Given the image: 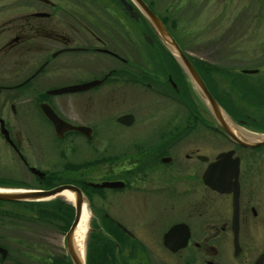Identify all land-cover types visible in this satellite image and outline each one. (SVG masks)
<instances>
[{"label": "flooded vegetation", "instance_id": "flooded-vegetation-1", "mask_svg": "<svg viewBox=\"0 0 264 264\" xmlns=\"http://www.w3.org/2000/svg\"><path fill=\"white\" fill-rule=\"evenodd\" d=\"M34 1L55 8L52 0ZM142 1L157 15L184 52L168 25L167 16L154 9L155 3L152 0ZM60 4L62 7L76 6L75 14H64L60 20H54L52 13L36 11L24 15L17 23L18 31L3 48L33 50L48 43L53 49L49 50V57L21 81H26L23 85L19 86V82L12 86H0L2 89L25 87L41 72L49 70L48 77L66 75L67 79L58 83L57 87L45 90L42 98L38 99V105L45 102L53 109L54 106L46 99L56 94H49L48 90L97 81L90 87L63 94L77 95L79 101L94 104L99 99L114 102L117 95L131 97V93L150 89L161 97L167 95V99L173 102L172 107L176 108L162 117L163 131L157 132L156 137L150 134V137H145L140 142L135 140L134 144L125 137H128V130L134 124L135 115L130 112L121 113L114 118L116 131L119 130L120 133L111 132L110 142L113 150L122 153L117 155L114 152V157L101 161L99 157L95 159L91 156L92 161L84 165L88 170L85 174L79 173V162L68 159L63 164L61 176L64 181L61 184H71L79 189L83 197L82 210L88 215L87 231L81 246L84 264H254L264 252V145L248 147L238 144L217 126L209 107L193 87L187 73L164 46L133 0H62ZM36 13L47 15L36 16ZM132 23L151 49L147 48L146 51L152 60H156L152 71L160 75L159 80L148 79V72L133 73L130 57L122 49L110 45L115 44V33L121 38L126 37L131 44ZM110 34L113 36H109ZM58 58L62 60L56 63ZM187 58L211 96L240 133L246 137L264 135V114L260 113L262 109L264 113V79L261 80L260 77L245 81L247 87L240 84L242 100L247 104H239L227 92L213 89L210 85L211 74H206L196 60ZM206 70L210 72V68ZM243 70L246 69H241V73L247 75H256L260 71L258 68H251L249 70H253L252 73H244ZM186 76L199 97L198 100L204 103V110L198 107V102L191 96L180 94V85ZM258 99L260 101L256 102ZM180 103L185 104L189 111L182 127L179 125ZM243 105L252 107L254 111L245 112ZM10 107L15 115L14 105ZM55 113L57 114L56 111ZM126 114L133 116L130 125L118 121L119 117ZM43 118L50 124L44 116ZM60 118L71 125L89 129L87 133L66 130L58 138L75 134L74 136L87 141V145L92 144L93 150L97 149L94 141L99 133L93 124L72 123ZM0 120L7 132L6 136L0 122V139L8 146L10 157L22 162L39 181H54V174L42 171L25 160L21 151L20 134L9 128L1 117ZM51 128L54 132L52 126ZM185 129L191 130L186 137L191 143L198 134H203L204 140L206 137L214 139L215 135L217 140L229 141L231 147L209 154V151H205L209 147L205 142L202 145L204 149L197 145L198 149L182 155L178 141L184 139L180 134ZM115 134L116 141L113 143ZM146 139L149 142L144 143ZM71 146V142H66L65 152ZM229 150H233L232 156L239 159L236 223L233 222V193L212 190L202 178L208 164L219 153ZM189 160H194L191 166L195 168L187 166ZM178 161L179 165H174ZM104 163L108 166V171L99 176L100 165ZM30 167L40 170L43 175L31 172ZM195 179L201 186L199 196H195V190L188 187L189 184L196 183ZM103 182L114 185L101 187ZM211 194L219 198L220 206L223 201L221 210L212 212L215 203L211 201ZM71 202L69 207L73 208L74 215L73 200ZM175 225L177 228L165 239V235ZM0 260H4L1 254ZM67 264H72L70 259Z\"/></svg>", "mask_w": 264, "mask_h": 264}, {"label": "rangeland", "instance_id": "rangeland-1", "mask_svg": "<svg viewBox=\"0 0 264 264\" xmlns=\"http://www.w3.org/2000/svg\"><path fill=\"white\" fill-rule=\"evenodd\" d=\"M52 1L55 3V10L34 0H0V86H12L21 82L49 57V50L53 48L48 43L43 44L42 48L39 46L40 48L33 50H8L3 47L18 31L17 23L24 15L47 11L53 14L54 20H60L64 14H75L76 6L62 7L60 4L62 0ZM152 1L155 3L154 9L161 15L167 16L168 25L187 56L196 60L198 66L201 65V68L205 69L206 74H211L212 88L227 92L230 98L235 99L234 102L244 103L239 85L247 87L245 81H253V78L260 79V77L261 80L264 79V0ZM100 26L104 27L103 23H100ZM131 33V44L126 37L121 38L115 33L113 34L115 44L110 45L122 49L130 57L133 73L148 72V79H161L160 75L152 71L156 60L150 58L146 49H151L133 23ZM58 60L55 62H61L62 59L58 58ZM206 68H210V72ZM251 68H258L260 71L256 75L241 73V69ZM48 73L49 70L41 72L25 87L2 89L0 117L9 128L20 134L21 151L25 160L42 171L54 174V181L42 183L32 176L22 162L14 161L10 157L8 146L0 139V189L25 190L61 184L64 181L61 171L68 159L79 162L77 165L79 173L85 174L88 170L84 165L92 161V158L99 157L100 161L108 160L114 157V152L117 155L122 153L113 150L110 142V133L115 132L117 128L114 122L117 115L124 112L135 115L134 124L128 130V137H125L134 144L135 140L140 142L145 137H150V134L156 137L157 132L164 130L161 127L164 114L176 109L172 107L173 102L167 99V95L161 97L150 89L139 91L142 94L131 93V97L117 95L114 102L99 99L94 104L79 101L77 95L58 94L48 97L46 101L54 106L53 109L60 117L72 123L83 122L96 127L99 134L94 141L97 149L93 150L92 144L87 145V141L74 136L75 134L58 138L54 135L50 124L43 118L38 109V99L42 98L45 90L57 87L58 83L67 79L66 75L48 77ZM185 78L180 85V94L186 93V97L191 96L198 102V107L203 109L204 103L198 100L194 86H191L187 76ZM164 79L165 77L162 80ZM132 86L134 87V83ZM251 87L253 89L252 84ZM189 99L190 97L186 101L188 102ZM258 101L260 100L256 102ZM180 102L184 101L180 100ZM11 105H14L15 115L12 114ZM184 105L183 103L178 105L181 127L189 112ZM243 106L245 112L254 111L250 106ZM262 110L260 113L264 114ZM187 131L188 129L182 130L180 134L185 140L178 141L182 155L198 149L197 145L204 149L202 145H205V142L209 145L205 149L209 154L231 147L229 141L217 140L215 135H213L214 139L210 138V140L206 137L204 140L203 134L196 135L192 142L195 144H192L186 139L191 130ZM116 132L120 133L119 130ZM197 132L200 131L197 129ZM116 136L117 134L114 135L113 143L116 141ZM66 142H71L73 146L65 152ZM146 142L149 141L146 139L144 143ZM193 161L189 160L187 166L193 165ZM106 163L100 165L99 176L108 171ZM174 165L178 166L179 161ZM191 167L195 168V166ZM195 181L194 185L189 184L188 187L192 191L195 190V196H199L201 186L196 179ZM218 199L211 194V201L215 203L212 212H216V209L221 210L224 205L221 200L220 206ZM53 200L65 206H70L72 203L62 195L36 203L19 204L0 201V244L7 250V255L3 261L0 260V264L68 263L69 258L64 248V234L67 228L64 220L62 222L54 218L49 220L46 216L47 221L40 220L37 207H32L34 205L45 209V203ZM68 221L70 222V219Z\"/></svg>", "mask_w": 264, "mask_h": 264}, {"label": "water", "instance_id": "water-1", "mask_svg": "<svg viewBox=\"0 0 264 264\" xmlns=\"http://www.w3.org/2000/svg\"><path fill=\"white\" fill-rule=\"evenodd\" d=\"M45 1V0H44ZM142 13L146 16L149 24L153 30L158 35L159 39L162 41L164 46L170 51V53L176 58L178 63L187 73L190 81L195 87L198 94L205 101L209 107L212 116L216 124L220 129L234 142L242 144L248 147H256L264 145V135L260 136H243L239 129H237L230 119L225 115L219 104L211 96L207 88L205 87L202 79L199 77L195 71L193 65L183 53L177 42L172 38L170 33L167 31L161 20L147 7V5L142 0H133ZM36 16H46L47 13H36ZM132 15L135 16V13L132 12ZM244 73H252L253 70H243ZM26 81L22 82L24 84ZM97 81L84 83L77 86H68L61 87L58 89H52L47 91L50 94H60L65 92H71L80 90L82 88L90 87L96 84ZM20 84V85H21ZM2 87H0L1 90ZM39 108L42 114L48 119L51 123L54 132L57 136L61 137L63 132L66 130H75L82 133H87L89 128L85 126H74L66 121L62 120L54 110L45 102L39 103ZM118 121L130 125L133 121V116L131 114H126L118 118ZM1 129L2 132L7 136V132L3 129L2 121ZM233 150L225 151L219 153L213 162H210L203 173V180L206 185H208L212 190H215L219 193H229L232 192V209H233V222L236 223L237 219V210H238V157H233ZM31 172L42 176L43 173L37 170L35 167L29 168ZM114 183L103 182V186H113ZM63 191H68L72 195L73 204H74V216L70 223L68 230L65 233V250L72 264H84L81 253L77 250L74 245V232L79 223L81 214H82V202L83 197L78 188L71 184H60L49 189H25V190H0V201L8 202H37L52 198ZM177 228L175 225L172 227L168 233L165 235V239L173 233ZM0 254L2 258H5L7 255V250L0 246ZM264 258V252L257 258L254 264H262Z\"/></svg>", "mask_w": 264, "mask_h": 264}, {"label": "trees", "instance_id": "trees-1", "mask_svg": "<svg viewBox=\"0 0 264 264\" xmlns=\"http://www.w3.org/2000/svg\"><path fill=\"white\" fill-rule=\"evenodd\" d=\"M32 207L33 208L37 207L36 210H37V214H39L38 217L40 220L47 221L46 217H48L49 220H51L53 218L60 220L61 222H62V220H64V222L67 226L69 224L68 220L71 219V217L73 215V208L72 207H69V205L65 206L56 200H53L49 203H45V206H44L45 209L42 207L38 208V206H34V205H32Z\"/></svg>", "mask_w": 264, "mask_h": 264}, {"label": "bare ground", "instance_id": "bare-ground-1", "mask_svg": "<svg viewBox=\"0 0 264 264\" xmlns=\"http://www.w3.org/2000/svg\"><path fill=\"white\" fill-rule=\"evenodd\" d=\"M6 190V189H4ZM21 191V190H19ZM60 195H62L64 198H66L68 201H72V195L70 192L68 191H63L60 193ZM87 212L83 210L82 215L80 217L79 223L75 229L74 232V245L77 248V250L80 252L81 251V246H82V241L84 239V236L86 234L87 231Z\"/></svg>", "mask_w": 264, "mask_h": 264}]
</instances>
